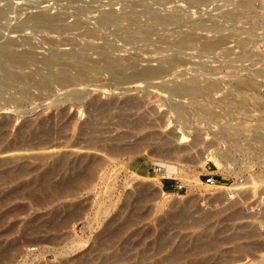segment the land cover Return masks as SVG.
<instances>
[{"label":"rangeland","instance_id":"obj_1","mask_svg":"<svg viewBox=\"0 0 264 264\" xmlns=\"http://www.w3.org/2000/svg\"><path fill=\"white\" fill-rule=\"evenodd\" d=\"M0 9V43L15 41V51L35 60L23 73L51 52L97 61L102 49L167 71L141 85L102 72L89 85L31 89L0 109V264H264V0H0ZM150 12L170 19L155 22ZM39 13L61 16L70 28L12 29ZM103 13L121 16L136 39L100 25ZM183 34L193 41L178 49ZM192 79L216 88L195 98L157 89ZM240 79L251 85L239 87ZM93 102L109 110L93 113ZM91 121L92 137L115 152L73 146L92 134H81ZM211 153L218 163L207 160ZM63 156L68 163L51 174L54 185L72 184L80 161L102 164L90 185L37 203L36 177ZM183 175L199 182L188 187Z\"/></svg>","mask_w":264,"mask_h":264},{"label":"bare ground","instance_id":"obj_2","mask_svg":"<svg viewBox=\"0 0 264 264\" xmlns=\"http://www.w3.org/2000/svg\"><path fill=\"white\" fill-rule=\"evenodd\" d=\"M150 13H152V19L155 22H159L161 24L168 23L170 19L169 17H165V16L160 17L158 15H155L156 13L153 14V12H150ZM5 14H6V10L0 9V18L4 17ZM127 18L130 21L134 22L133 15H129ZM121 19H122L121 16L116 15L114 13H103L101 14L99 18V24L100 25H108V24L113 25L114 24L115 26L117 25L118 30L121 31V33L125 35V38L127 41H134L136 39L135 33H133L132 31H129V29L131 28L127 29L125 27H121L120 26ZM28 25H31V26L33 25L35 27L37 26L49 32H62L70 28L64 24V18L61 16H48L44 13H39L35 15L34 17L30 18L29 20L22 22L16 25L15 27H12V29L18 30ZM77 26H79L78 23H75L72 25V27H77ZM145 34H146V31H144L143 35ZM192 35L193 34L181 35L179 38H177V40L174 41V46H176L179 49V48L185 47L188 44L192 43L193 41ZM15 45H16L15 41H12V40H7L3 42L2 44L0 43V93L1 94L6 93L12 90V92L9 93L8 98L4 99L0 97V109H2L3 107L5 108L7 103L8 102L10 103V101L12 104L14 101H20L23 98L28 99L31 94L30 93L31 89L38 90L39 92L45 91L46 93L50 94L49 92L53 89V86H55L56 84L60 87L61 91L62 89L65 90V89H68L69 87L76 86L78 84L80 85V83H83V85H86L84 83H87V84L88 82L90 83L92 81L93 76L100 75L102 72L109 73L113 79L117 80V82H120L123 85L125 84L127 85L129 83H134V82H140L139 84L137 83H134V84L141 85L142 83L141 81H145V82L151 81L152 82V80H155V79L162 80L163 78L162 74L167 72V71L165 72L166 68L161 65L153 66V67L151 66L138 67V64L136 65V63H130L127 60H125L126 58H120V57L114 56L112 54H107V53L104 54V50L102 49L103 54L101 55L98 53L101 56L97 61L90 60L86 58L85 55L77 53V52H73V51L68 52V53L51 52V54L49 53L48 56H45L44 58H42L41 62L43 66L42 67L40 66L41 68L37 67L34 70H30L29 73H25V72L23 73L22 70L25 67L29 66L31 62L35 60L27 52L18 53L17 51H15L14 49ZM211 46L212 44H206L204 45V48L210 49ZM72 71H74L73 74L71 73ZM17 84L22 85V87L18 88L16 86ZM237 85L239 87L244 86V85H251V82H249L248 80L240 79L237 81ZM215 88L216 87L214 83H207L204 88H201L198 85V81L196 79H192L188 82L184 81L182 83L180 82L173 83L168 86L166 84L164 85L161 83L157 85V89H160L161 91H164V92L168 91L170 96H177L179 98H184L186 96H189L190 98H195L197 96L210 93L213 90H215ZM81 96H83V94H80L77 97H81ZM14 103H17V102H14ZM113 104L114 103H112V105ZM109 105L110 104H104V103L99 104L97 102H93L89 106H92L91 112L93 111L100 112V110L108 111ZM171 106H172V110L174 109L178 113V115H181L185 111V109L180 105H171ZM103 113L101 112L100 115ZM8 122L6 121L2 123V125H7ZM141 122L140 121H138L137 123L135 122V125H139V124L141 125ZM93 123L92 121L87 122V123L85 122L82 125V128H81L82 136L86 132L92 133V134H90V136H88L87 138L85 137V139L83 140H78L73 146L78 147V148H83V149L95 150V151L103 148L104 145H101L99 141L101 138L100 139L98 138L99 140H97L94 138L95 136L92 137L93 133L96 130L93 127L95 123L94 125ZM84 136H86V134ZM184 138H185L184 135H182L180 137V141H182ZM144 140H145V137H144ZM82 143L83 145H81ZM104 149L107 150L108 152H115L117 150V148L113 147V145L112 146L109 145V147L104 146ZM181 149L182 148H179V147H173L172 149L170 148L169 150H170V153H176V152L181 151ZM262 149L264 150V145ZM216 155H219V154H216ZM216 155L211 153L209 154V158L208 157L206 158L207 160L210 159L209 161L211 160L217 161L218 163L219 160ZM67 163H68V156H63L61 158H58L54 162L50 170L40 175L38 174V176L35 179V182H38L37 191L41 193L40 195H42L43 199L38 200L39 202L37 201V203H42L43 201L48 202L49 200H52L53 198L64 197L66 195H69L73 193L76 190V188H78L80 185H84V187L86 185H90V183L95 178L97 167L102 164V160L100 158H91L86 163H84V160L80 161L79 162L80 163L79 165L80 173L77 175L76 178L73 179L74 182L72 184H67L69 179H66V180L63 179L64 183H61V185L59 183L58 185L52 184L49 181L51 174H53V172L56 169L64 168V166ZM157 173L163 176L165 174V170L157 169ZM181 179L186 186L191 187V188L195 187V184L199 182L198 179L190 178V177H187L186 175L181 176ZM192 179L193 181H191ZM64 222L65 221L62 220V224H64Z\"/></svg>","mask_w":264,"mask_h":264},{"label":"built area","instance_id":"obj_3","mask_svg":"<svg viewBox=\"0 0 264 264\" xmlns=\"http://www.w3.org/2000/svg\"><path fill=\"white\" fill-rule=\"evenodd\" d=\"M207 182L213 183V179H208ZM177 188H178V190H182L183 186L182 185H178Z\"/></svg>","mask_w":264,"mask_h":264}]
</instances>
